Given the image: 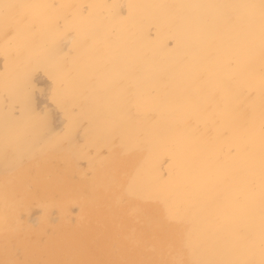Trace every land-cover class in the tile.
Masks as SVG:
<instances>
[{"label": "bare ground", "instance_id": "bare-ground-1", "mask_svg": "<svg viewBox=\"0 0 264 264\" xmlns=\"http://www.w3.org/2000/svg\"><path fill=\"white\" fill-rule=\"evenodd\" d=\"M68 29L71 50L61 58ZM1 51L20 113L0 116V157L36 156L0 167V238L35 201L67 216L76 200L87 210L125 195L122 209L143 224V202L157 205L149 233L166 230L167 264H264V0H0ZM39 58L61 80L53 88L67 108L60 132L28 105ZM80 224L42 239L49 263L59 264L58 248L70 255ZM142 231L123 237L127 252L144 242ZM28 241L11 259L0 239V264H37ZM75 245L67 264L89 260L90 249Z\"/></svg>", "mask_w": 264, "mask_h": 264}, {"label": "rangeland", "instance_id": "rangeland-1", "mask_svg": "<svg viewBox=\"0 0 264 264\" xmlns=\"http://www.w3.org/2000/svg\"><path fill=\"white\" fill-rule=\"evenodd\" d=\"M84 5L86 6L85 3L83 4V6ZM120 7H121L122 11L125 10L124 6L122 7L120 5ZM82 8L84 9L85 7H82ZM149 31L151 33L153 32V26L150 27ZM63 37H64L63 40H61L59 42V46L56 49L57 52L55 51L56 53L59 54V57H61V58L63 57V55H65V53H68L67 49H68V51L71 50L70 43L73 40L72 30L68 29L66 31V35ZM69 41H70V43H69ZM65 42H66V44L67 43H69V44L66 45ZM168 42L171 44L172 41L169 39ZM62 46L65 48H62ZM42 52H43L42 54H45L44 51H42ZM56 53H54V54H56ZM4 55H5V53L3 51H1V53H0V73H3L4 77L0 83V116L2 115L1 116L2 118H6L7 116L12 117L13 120L17 121L19 113H20L19 112L20 111L19 103L18 102H12L11 103V100H10V94H12V92L9 91L10 87L8 84L9 82L7 81L8 77L5 76V72H6L5 70L6 69H5V61H4L5 56ZM50 57L51 56H49V58H48L49 60H51ZM36 63H37V66L31 70V72L29 73V76H28L29 78L27 79L28 80V83H27L28 87L26 88V90L29 92V94H28V105L34 111L33 114L34 115L36 114L35 116H37V114L38 115L39 114L40 115L41 114L46 115L47 122H48L47 124L49 127L48 129L56 128V131L59 130V132H60L66 123L65 120H66V115H67V108H66V106L55 101V97H54L55 94H53V92H54L53 88L55 87L56 84L61 83V80H59V79L53 80L52 79L53 73L52 72L50 73L48 71V69L46 67V61L41 62V58H39ZM36 70H38V71H36ZM54 75H55V73H54ZM2 90H4V91H2ZM17 105H18V107H17ZM7 108H9V109H7ZM15 111H16V113H15ZM81 121H82V123H81V125H82V124H84L85 119H82ZM81 125H80V127H81ZM80 127L77 129V131H76L77 135L74 138L75 139L74 140L75 145H78L81 142L80 141L81 136L79 133ZM12 145L16 146L14 144L13 140L10 142L11 147H13ZM17 147L18 146L13 147V148L16 149ZM42 147H44V146H36L37 149H35V150L41 149ZM12 153L13 152H7L6 156L0 157V160H1L0 167L1 168L8 169V165H10V167H12L13 165L18 164V163L19 164H22V163L25 164L27 162L26 164H29L28 162L31 158L30 159H28V158L29 157L35 158V156H36L35 151H32V152H29V151L24 152L23 151V153L21 155H17V156L14 153L13 154ZM22 155H23V158H22ZM12 158L14 161L11 160ZM84 160H86V159H84V157L83 158L79 157L78 165L85 169L86 161H84ZM30 165H32V166H29L28 169H33L32 167H35L33 164H30ZM81 165H83V166H81ZM88 172H89V170H88ZM85 173H87V171ZM72 174H71V176L74 179H76V180L79 179L80 174H77V173H72ZM76 176H78V178ZM121 181L122 182L124 181L123 178L121 179ZM100 199H102V198L100 197ZM100 199L93 206L88 207L87 210H79L80 206L78 205V201L77 200L74 201L73 203H71L68 206V210L66 211V212H68L67 216L64 213L63 206H61L59 204L53 205V206L44 210L40 203H38L36 201H35V203L34 202L31 203L28 207V210L26 209V210L20 211V213H19V221H20L19 226L9 227L6 230H4L3 233L1 234V235L6 236V237L8 236V238H9L8 240H3V238H0L2 241H4L3 244L7 245V247H8V256L11 259H19L18 256H20V253H19L20 250L16 244H20V242L28 241L30 239H31L30 241H32V239H33L34 242L32 241L30 243V241H28V243L34 245V251H36L37 253H36V255L32 254L31 257L37 256L40 259L39 260L37 258L38 260L35 261V262H37V264L39 263V261L41 262L40 264H43L45 260H46V263L47 262L49 263L50 257L48 255L46 256L44 253V252H46V250H45L46 249L45 248L46 242H43V241L45 239H47L48 236H52L56 233H62L64 235H69L70 231L73 229V227L77 223H81L80 227H79V230L81 232L75 233L76 238H78L79 240L76 239L75 242H71L70 244H71V248H73V249H75L73 246L78 242L80 244L75 245V247H77V246L79 247V245H81V247H85V249H88V250L90 249L89 252H91V253L89 255L92 257L94 256V257L92 258L89 256L88 257L89 260L88 259L86 260V258H85L84 261L86 260L85 261L86 263L83 261V264H93L92 262L95 261V259H94L95 257L97 260V261H95V264H109V263L110 264H167L168 263V255L163 256V253L159 252V250L163 249L165 240L167 239V237L165 235L166 230H162V228L159 227L156 229V231L152 235H150V233H149V231L151 230V225L149 223H152V221L155 220L153 218H155L154 216L157 213L155 210V209H157V205L155 207L150 200H146V201L143 200L144 201L143 202L144 208H142V210L147 212L149 217H150V218L148 217L149 220H147V222L145 221V224H143L139 220L140 216L138 217V214H136L135 211L134 212L129 211V210L124 211L122 209V207H123L122 205L128 201V199L125 195H120L119 199L113 203H108V202L102 201ZM154 207H155V209H154ZM80 221H82V222H80ZM40 223H41L42 228L39 225ZM81 226H83V227H81ZM134 227H136L137 229L138 228L143 229L142 232L145 234L144 242L142 244L136 243L135 244L136 248L134 250L130 248L131 251L129 250L127 252V250L125 248V244L123 243L124 242L123 237L127 236L131 232V229ZM152 227L154 229V225ZM38 228H39V230H37ZM32 230H33V232H32ZM34 230H35V232H34ZM63 230L64 231L67 230V233L64 232ZM26 232H27V234H26ZM34 233H35V235H34ZM31 235H32V237H31ZM4 236H1V237H4ZM22 236H24L25 238ZM28 237L29 238L31 237V238L28 239ZM33 237H35V238H33ZM12 238L14 239L13 241H12ZM21 238H23V240ZM42 239H44V240H42ZM81 241H83V242H81ZM36 242H38V243H36ZM39 243L44 244V246L40 245L44 248L42 250V247H41V251L39 250L40 249ZM13 245H15V246H13ZM59 249L60 248H58L57 252H56L57 253L56 255L59 254L61 256V257L58 256V258L56 257L59 264H65V263L67 264V261L72 262L75 258H77V257H74L75 254L72 253L73 249H71L72 252L70 250V255L65 250H63V252H61L62 248L60 250ZM143 250H144V253H143ZM40 252H43V253H40ZM65 252L68 255V257H66ZM179 252L180 251H178V253ZM9 253L11 255H9ZM42 254L44 255V258H42L43 257ZM46 254H48V253H46ZM124 254L128 255L130 257L131 261H124L123 259L122 260L119 259V257L123 256ZM72 255H73V258H72ZM3 257H4V253L0 252V259ZM70 258L72 260H70ZM43 259H45V260H43ZM93 259H94V261H93ZM41 260H43V263ZM90 260H91V262H90ZM1 261L4 262L3 264H5L4 260H1ZM8 261H9L8 263L10 264L11 263L10 260H8ZM80 263L82 264V262H80ZM80 263H78V264H80ZM49 264H53V262H51Z\"/></svg>", "mask_w": 264, "mask_h": 264}]
</instances>
